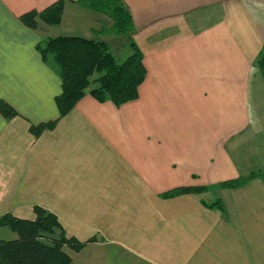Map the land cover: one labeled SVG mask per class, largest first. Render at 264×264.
<instances>
[{
	"label": "crops",
	"instance_id": "1",
	"mask_svg": "<svg viewBox=\"0 0 264 264\" xmlns=\"http://www.w3.org/2000/svg\"><path fill=\"white\" fill-rule=\"evenodd\" d=\"M60 1L0 0V102L15 112L0 111V218L55 214L85 243L66 250L73 264H264V179L218 187L240 177L232 149L251 137L255 100L264 106L253 82L264 0H122L136 29L127 41L92 0H68L59 26L23 22ZM60 36L106 42L116 59L136 43L138 99L86 95L61 117L62 79L40 51ZM180 188L207 190L163 197ZM5 228L0 239H15Z\"/></svg>",
	"mask_w": 264,
	"mask_h": 264
},
{
	"label": "trees",
	"instance_id": "2",
	"mask_svg": "<svg viewBox=\"0 0 264 264\" xmlns=\"http://www.w3.org/2000/svg\"><path fill=\"white\" fill-rule=\"evenodd\" d=\"M67 1L61 0L40 13L31 12L22 18L23 22L33 29L40 24L59 26ZM92 2L113 19L114 27L119 31L128 27L133 28L132 17L122 0ZM130 46L132 53L124 62L116 59L105 42L81 37L50 38L45 46L40 48L43 58L52 59L57 65L62 79V93L57 98L61 117L67 115L86 95H91L101 103L111 101L116 107L138 99L146 70L142 53L135 43H131ZM257 64L264 78V51ZM95 73H99L100 76L92 83L91 78ZM0 111L7 118L15 115L4 102H0ZM55 124L51 122L31 126L30 130L39 136L45 130L53 129ZM249 180L240 178L226 181L220 183L218 187L239 188ZM204 190L207 189L180 188L164 194L163 197L201 193ZM219 204L216 202L210 206L215 207ZM34 213L36 216L34 220H23L12 215L0 218V227L9 228L17 235L15 239L9 241L0 239V264H73L66 250L79 252L85 243L69 237L55 214L38 206L34 208ZM89 242H94V239Z\"/></svg>",
	"mask_w": 264,
	"mask_h": 264
},
{
	"label": "rangeland",
	"instance_id": "3",
	"mask_svg": "<svg viewBox=\"0 0 264 264\" xmlns=\"http://www.w3.org/2000/svg\"><path fill=\"white\" fill-rule=\"evenodd\" d=\"M218 14H219V11L215 12L214 16H218ZM124 25H125V22H124ZM114 26L115 24L113 21L112 30L114 33H116L119 36L120 41H124V40L127 41L128 39H131L136 31L135 28H131V27H128L127 29L124 28L122 31H119ZM131 43H134V42H131ZM135 45L138 47V49L143 55L141 48L136 43ZM117 47L116 49H113L115 50V52H117V54L115 53L118 58L117 60L118 61L120 60L119 62H124L128 58V56L131 54V51L129 50L130 48L128 44L125 46L124 44H121ZM99 76H100L99 73H95L93 77L91 78V82L93 83L94 80H96ZM257 80L260 81L259 83H261L264 88V78L258 68V64H256V67H255V76L253 78V82ZM257 95H259L260 97L263 96L264 98V93H257ZM255 102L256 104H258L257 105L258 107L251 108V110L256 113V114L253 113L256 119L253 122L252 127L249 128V134L251 133V137L249 139H246L244 143H241L240 146H236V149L234 148L232 149L233 158L237 162V164L240 166V168L242 169V173L240 177L237 179L244 178V180L246 179L249 180L252 177H253L252 179H256V178L264 179V106L262 107L260 102L257 100H255ZM231 189H238V188H231ZM4 231H6V233H8L9 235H13V236H9L7 234L8 237L16 238L17 236L9 228H5Z\"/></svg>",
	"mask_w": 264,
	"mask_h": 264
}]
</instances>
